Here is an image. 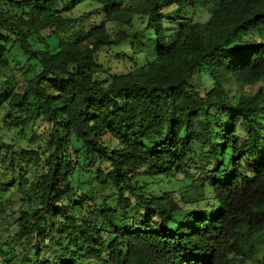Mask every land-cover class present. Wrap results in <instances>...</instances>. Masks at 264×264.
Returning <instances> with one entry per match:
<instances>
[{
  "label": "trees",
  "instance_id": "1",
  "mask_svg": "<svg viewBox=\"0 0 264 264\" xmlns=\"http://www.w3.org/2000/svg\"><path fill=\"white\" fill-rule=\"evenodd\" d=\"M2 1L0 108L16 139L0 134V189L16 191L0 204V226L15 227L0 234V264L254 262L264 248V0H21L17 18ZM83 1L100 6V26L47 13ZM136 17L147 25L130 34ZM127 42L140 45L134 69L96 79L98 50ZM12 43L27 57L15 68L21 90L10 87ZM232 80L261 86L236 97ZM169 175L190 181L182 202L146 194Z\"/></svg>",
  "mask_w": 264,
  "mask_h": 264
},
{
  "label": "rangeland",
  "instance_id": "2",
  "mask_svg": "<svg viewBox=\"0 0 264 264\" xmlns=\"http://www.w3.org/2000/svg\"><path fill=\"white\" fill-rule=\"evenodd\" d=\"M21 0H3L4 3V9L7 10L8 14L10 16H13L16 18L21 15V10L18 8V3ZM100 9V6L98 4H95L90 1H83L82 3L77 4L76 6H70L67 2H59L56 4H53L49 7L47 13L55 14V15H61L65 18L70 19H78V18H84L85 26L87 28L97 27L100 26L103 18L102 16L97 13ZM4 10V11H5ZM176 17V15H174ZM147 25V18H141L136 17L133 22V28L127 30L130 34H134L137 30H144ZM106 26L109 30V33H112L114 24L110 21L106 22ZM53 32H55V28H48L44 29L39 36H35L32 40L34 46L36 48H45L44 44L40 43V39H45L46 37L50 36ZM140 50V45H138L137 48H133L131 46L130 42L124 43L118 47L113 48H100L98 50V54L96 56L97 58V64L98 69L95 72V77L98 80H101L103 82H109L112 78V76L115 75H122L126 74L134 69V63L132 62V58H136V54ZM10 57L12 61V68L14 69V76H15V82L11 81L10 87L12 90H21V88L25 85V80L22 75V73L15 68H22V66H25L27 64V57L23 55V53L20 51L19 46L16 43L11 44V50H10ZM143 57V56H142ZM140 57V58H142ZM19 63V64H18ZM233 85L229 89L231 95H235L236 97H239L241 94H249V93H255L258 88L261 86V84H257L256 86H241L239 83H236L233 81ZM0 102L5 105L4 102V96L0 95ZM3 105V106H4ZM8 111V107H1L0 108V134L3 137L5 133H7V136L5 137V141H9L10 138H15V135L9 132L7 127L4 124V120L6 118V113ZM17 133V131H14ZM34 127H32V124L30 127L27 128L28 138L24 137L25 140H21L20 143L24 147H30L29 146V139L34 134ZM47 140V135L44 136ZM16 139V138H15ZM109 140V139H108ZM41 141H37L33 143V147H38ZM115 143H111V147H114ZM78 148V146H77ZM46 153L49 155L52 150H48L46 148ZM36 161H39V158L36 159ZM36 164V163H35ZM32 171L40 170V168H36L33 164ZM41 171V170H40ZM86 174V173H85ZM82 177L83 183L91 184L92 179L90 175H85ZM170 177H158L153 180H150L151 183L148 185L146 191V194L148 196H163L165 193L170 194L175 200L181 201L182 194L187 192L190 181H187L183 183L176 175H169ZM28 178H32L31 175H29ZM183 178V177H182ZM15 179H18V176L16 174ZM179 179V180H178ZM91 181V182H90ZM96 189H100L99 187H96ZM16 191V186L11 187L9 191H3L0 189V204H4V202L7 203V201L10 199L13 192ZM108 195H104L103 197H106ZM16 197L19 199L20 195L17 194ZM188 197L185 198V200ZM193 199H190L192 201ZM182 202V201H181ZM213 203V202H212ZM36 205V204H35ZM115 205V203H114ZM24 208L32 207L33 205H23ZM19 207V204L17 205V209ZM185 208L187 209H193V206L190 204L186 205ZM16 209V210H17ZM14 219L7 220L6 225L0 226V234L8 231H13L15 229L14 227ZM10 228V229H9ZM5 235V234H4ZM4 242V239L2 237L0 238V244ZM264 257V248L261 249L260 254L256 257L254 262H248V264H257L259 260H262Z\"/></svg>",
  "mask_w": 264,
  "mask_h": 264
}]
</instances>
